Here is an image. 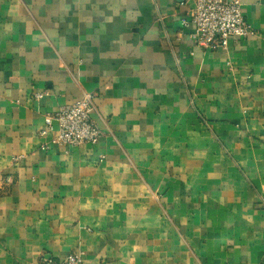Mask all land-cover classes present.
<instances>
[{"label":"crops","instance_id":"1","mask_svg":"<svg viewBox=\"0 0 264 264\" xmlns=\"http://www.w3.org/2000/svg\"><path fill=\"white\" fill-rule=\"evenodd\" d=\"M239 1L254 33L204 50L185 0H0V264H264V0ZM84 93L99 141L41 150Z\"/></svg>","mask_w":264,"mask_h":264},{"label":"built area","instance_id":"2","mask_svg":"<svg viewBox=\"0 0 264 264\" xmlns=\"http://www.w3.org/2000/svg\"><path fill=\"white\" fill-rule=\"evenodd\" d=\"M191 3L190 16L182 23H192L191 37L196 46L204 50L226 48L229 38L240 39L253 34L243 17L239 0H185ZM161 20V18H160ZM36 98L42 97L35 93ZM94 109L93 95L84 93L76 100L61 105L44 116V125L38 131L44 141L41 150L53 145L77 146L96 144L101 130L91 119ZM16 160V159H15ZM47 264H86L80 253H68L63 259Z\"/></svg>","mask_w":264,"mask_h":264}]
</instances>
